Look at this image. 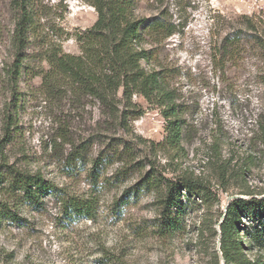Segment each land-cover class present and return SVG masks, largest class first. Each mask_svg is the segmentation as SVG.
I'll return each instance as SVG.
<instances>
[{
	"label": "rangeland",
	"instance_id": "obj_1",
	"mask_svg": "<svg viewBox=\"0 0 264 264\" xmlns=\"http://www.w3.org/2000/svg\"><path fill=\"white\" fill-rule=\"evenodd\" d=\"M152 1L137 0L139 13L158 11ZM30 7L28 58L12 85L5 68L14 19L10 1L0 0V264H224L218 225L226 207L264 196V71L252 41L243 38L233 53L224 43L242 15L264 30V0H164L174 20L186 19L159 45L191 128L177 151L157 145L165 120L138 95L144 112L130 118L128 133L87 141L98 110L89 98L76 107L68 98L46 99L41 56L58 47L79 54L77 35L97 14L87 0H33ZM118 137L126 147L115 145ZM6 165L51 189L23 193ZM149 172L175 182L202 179L212 193L180 190L184 210L173 235L157 228L162 207L157 189L143 182ZM72 198L89 200L91 216L72 214ZM243 240L240 258L264 264V249Z\"/></svg>",
	"mask_w": 264,
	"mask_h": 264
},
{
	"label": "trees",
	"instance_id": "obj_2",
	"mask_svg": "<svg viewBox=\"0 0 264 264\" xmlns=\"http://www.w3.org/2000/svg\"><path fill=\"white\" fill-rule=\"evenodd\" d=\"M9 1L14 27L9 38L12 62L5 68V75L7 82L15 85L28 58L33 25L30 5L33 0ZM87 1L97 17L89 28L77 35L80 53L64 52L58 47L46 49L41 56L48 64L41 76V88L46 99L62 101L68 98L76 107L83 98H89L99 113L88 134L87 141L93 142L118 131L128 133L130 118L144 112L133 99L135 95L141 96L149 105L156 106L165 120V134L157 145L166 150H179L181 142L189 137L191 128L184 118L179 92L171 82V71L160 60L159 45L163 39L184 27L186 19L179 16L174 20L164 7V0L152 1L151 5L155 4L158 11L151 15L139 13L137 0ZM237 24L227 35L225 50L229 49V53L239 51L243 47L241 40L246 37L252 41L251 47L264 71V30L247 15H242ZM12 121V113H8L4 119L7 134ZM114 139L115 145L126 147L127 141L123 138ZM68 143L74 144V140ZM214 143L217 144V140ZM5 167L12 174L13 183L23 193L42 194L52 187L38 175L17 172L9 165ZM143 182L146 187L150 185L157 189L162 207L157 228L165 235L175 234L180 227L184 210L180 196L182 188L188 194L212 195L209 187L198 178H183L175 182L149 172ZM204 201L206 199L202 198L201 203ZM68 207L72 214L91 216L89 200L72 198L68 200ZM242 219L248 223L244 224ZM218 227L219 252L224 264H252L240 256L244 238L264 249V196L233 199ZM240 231H243L242 235Z\"/></svg>",
	"mask_w": 264,
	"mask_h": 264
}]
</instances>
